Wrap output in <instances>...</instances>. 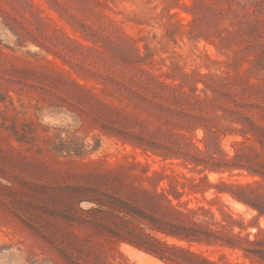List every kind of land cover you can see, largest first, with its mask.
I'll use <instances>...</instances> for the list:
<instances>
[{
	"label": "rangeland",
	"instance_id": "1",
	"mask_svg": "<svg viewBox=\"0 0 264 264\" xmlns=\"http://www.w3.org/2000/svg\"><path fill=\"white\" fill-rule=\"evenodd\" d=\"M264 264V0H0V264Z\"/></svg>",
	"mask_w": 264,
	"mask_h": 264
},
{
	"label": "trees",
	"instance_id": "2",
	"mask_svg": "<svg viewBox=\"0 0 264 264\" xmlns=\"http://www.w3.org/2000/svg\"><path fill=\"white\" fill-rule=\"evenodd\" d=\"M132 245H134L135 247L157 257L158 259H160L163 262H169L171 264H180L179 262H176L175 260H173L172 258H170L169 256H167V254H164L163 252H161V249H157V248H150L147 247L143 244H139V243H135V242H131Z\"/></svg>",
	"mask_w": 264,
	"mask_h": 264
}]
</instances>
